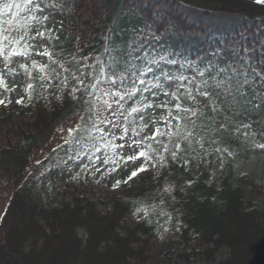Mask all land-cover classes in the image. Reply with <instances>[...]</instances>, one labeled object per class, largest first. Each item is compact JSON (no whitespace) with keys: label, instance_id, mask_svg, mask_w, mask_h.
<instances>
[{"label":"trees","instance_id":"1","mask_svg":"<svg viewBox=\"0 0 264 264\" xmlns=\"http://www.w3.org/2000/svg\"><path fill=\"white\" fill-rule=\"evenodd\" d=\"M86 1L90 2L88 8L93 9L96 15L95 0H45L46 3L72 10L69 13L71 21L73 14L75 18L79 17L77 11ZM177 1L204 9L238 12L251 19L264 16V4L249 0H166L169 9L166 13L171 20L182 17L173 11ZM11 2L12 0H0V7ZM16 2L20 3L21 0ZM119 2L122 3V0H117ZM133 5L134 2L128 4L135 11L133 16L120 12L114 20L106 18L99 26L90 25L89 20H82L80 23L87 24L86 28H90L91 33L87 29H81L80 23L71 22L73 31L80 30L76 39L78 49L74 55H70L72 40L62 38L53 29L52 38L49 39L51 47L48 50L53 56L47 63L43 64L38 57L33 56L39 50L38 45L29 48L28 57H19L20 62L27 65L29 84L33 85L32 89L28 88L26 100L30 106L35 104V113L33 121L29 122L33 132L0 148V177L7 175L14 182L0 218V264H146L150 240L159 237L167 227L170 234H180L184 240L190 239L192 232L195 233L198 244L204 248L193 249L192 252L207 260L214 259L220 249L227 247V256L216 264H264V206L252 203L244 185L236 180L232 171L233 166L244 163L259 152L257 146L264 144V83L260 80L251 87L245 85L243 96L237 97L235 101L238 113L235 119L250 123L253 135L243 137L237 133L226 142L208 148L209 154L206 157L198 149L185 157L191 162L183 167L170 159L166 161L167 167H149L148 171L141 173L133 181L121 184L120 191L110 196V208L106 211L100 210L93 198L79 195L83 193L79 189L66 191L70 200L44 203L40 199L39 184L45 166L29 168L34 146L64 118L77 114L86 118L89 106L84 100L92 99L83 89L76 92L77 99H73L70 93L78 86L77 81L64 69L71 67L75 72L77 67H81L84 72H88L90 69L87 66L96 64L93 58L97 57L106 67L111 65L120 75L136 72L137 68L144 67L138 58L141 54L135 56L131 49L137 44V36H156L163 28L159 20L160 12L152 11L150 0L140 1L138 6ZM29 16V12H17L13 8L11 12L0 16V20H11L12 24H6L5 27L16 29L13 35L19 36L33 24ZM107 23L110 26L103 36ZM247 30L253 32V29ZM31 34L34 35V32ZM56 35L59 36V41L54 38ZM213 42L220 43V37H214ZM28 43L37 44L31 40ZM262 49L264 50V46ZM167 51V47L159 52L151 48L147 52L148 59H159L161 55L172 58ZM11 59L6 61L10 63ZM172 59L181 60V54ZM56 60H60L64 66L61 71L54 63ZM33 61L36 63L35 67ZM231 62L236 63L234 59ZM250 62L258 66V71L264 68V62ZM191 63L196 73L192 74L196 83L206 79L211 83L208 72L214 73V69L206 67L208 64L205 63ZM116 64L120 67L116 68ZM40 65L46 66L41 70ZM219 66L221 65L217 67ZM98 67L99 65L92 69L94 75H98ZM201 71L205 75L200 76ZM57 73L60 75L57 76ZM76 75L79 76L80 73L77 72ZM159 75L160 72H156V76ZM146 79L150 83L157 82L152 73ZM92 82L94 81L90 79L85 80L86 84ZM159 82L165 84L163 79ZM109 84L110 81L99 87L104 88ZM172 90L174 89L165 88V91ZM44 91L46 97L43 96ZM149 99L154 98L149 96ZM157 99L163 97L159 96ZM131 107L139 105L133 104L131 100L124 102L125 114L129 119L136 115L131 113ZM88 123L91 125V121ZM144 134H147V130H144ZM135 135V132L130 133L131 137ZM73 147L79 151V145L64 144L60 152L66 157H78L72 151ZM216 147L221 150L227 148L232 155L223 151L217 153L214 151ZM85 151L91 155L92 150L86 148ZM101 153L118 159L111 150ZM80 155H84L83 152ZM84 161H90L87 155ZM200 163L204 166L199 171ZM213 163L223 169V180L219 184L209 178ZM109 166L116 168L112 176L114 183L115 180L126 179L132 168L130 162L127 166L123 163L117 166L110 161ZM136 210L143 211L142 218L131 225L126 224L128 215Z\"/></svg>","mask_w":264,"mask_h":264},{"label":"rangeland","instance_id":"2","mask_svg":"<svg viewBox=\"0 0 264 264\" xmlns=\"http://www.w3.org/2000/svg\"><path fill=\"white\" fill-rule=\"evenodd\" d=\"M96 15L93 9L88 8V1L82 4L77 11L78 18L70 14L72 10H66L58 5L49 4L46 10L49 15V21L45 22L56 30L62 38H70L72 40V49L70 55H74L78 49L76 39L80 30L73 31L71 22L80 23L82 20H89L90 25L99 26L106 18L114 20L120 12H125L133 16L134 10H131L128 4L138 6L143 0H95ZM148 1V0H144ZM153 12H160V23L163 24L161 32L156 36L147 37L139 34L137 36V44L131 47L135 56L148 52L151 48L158 52L165 50L167 47L168 54L172 58L180 53L182 59L177 60V64H168L160 62L159 68H164L173 76L188 77L189 81L193 78L192 74H196L192 61L196 63H205L208 65H223L231 62L233 59L238 62L241 58L247 57L256 64L264 62V16L258 19L248 18L246 15L238 12H226L221 10H211L200 8L196 5L187 4L177 1L173 8L176 14L182 17L171 21L166 11L169 12L166 0H150ZM167 8V9H166ZM74 10V9H73ZM183 22V23H182ZM157 23H159L157 21ZM184 25V27H183ZM69 26V27H68ZM81 29H87L91 33L90 28H86L87 24L80 23ZM110 23L106 24V29L102 33L103 36L108 31ZM256 26V27H255ZM247 29H253L249 32ZM249 33H248V32ZM220 37V43L213 42L214 37ZM47 38V36H46ZM39 50L33 53L45 64L52 57H43L38 55L41 51H48L51 47L49 39L47 45L44 40L37 38L35 41ZM165 56V55H163ZM156 60L158 58H155ZM27 60V59H26ZM151 60V59H150ZM19 57H13L8 63L3 57H0V74H3L4 82L7 89L0 85V99L11 103L0 105V148L6 147L8 143H14L19 137H23L32 131L29 122L34 119L35 104L30 106L26 100L28 92L29 77L27 71L20 67ZM55 64L58 70H62L60 60H56ZM158 72V71H157ZM163 79V77H161ZM168 85L169 81L163 79ZM186 87L194 86L189 84ZM62 87L59 88V92ZM8 89H11L9 91ZM24 96L23 104H17L16 100ZM46 97V91L43 92ZM262 98V97H259ZM170 99V97H169ZM48 100V98H47ZM49 103V102H48ZM151 110H149L150 112ZM159 114V113H157ZM108 116L109 113H104ZM148 113L145 115L147 119ZM81 114L70 116L61 120L55 127L42 136L40 143L34 146L29 161V168L37 166H45L41 174L39 184L40 199L44 203L60 202L63 199L70 200L67 190L79 189L83 193L81 196L87 195L98 203V207L102 211L110 208V196L120 191V187H114L112 176L115 171H111L110 161L103 163L105 153H96L95 157L86 162L85 155H80L76 159H69L61 154L60 148L64 146L65 140L72 139V133L68 130L79 127ZM111 127L110 125L105 126ZM33 132V131H32ZM43 135V134H42ZM128 138L126 137L125 140ZM117 143H125L117 139ZM259 152L253 154L244 163L240 162L232 167L236 180L240 181L245 189L247 197L252 200L255 206H264V148L257 146ZM121 154H124L121 152ZM128 154H131L130 152ZM72 156V155H71ZM107 156V155H106ZM139 163V162H137ZM133 167L132 162H130ZM87 166V167H85ZM203 164H199V171L202 170ZM99 169L96 171L95 169ZM209 178L215 180L218 184L223 180L222 168L214 163L210 170ZM14 187L13 180L7 175L0 177V218L4 212L7 200L10 197ZM73 196V193H69ZM143 211L136 210L130 213L126 219V224L131 225L142 218ZM196 234L191 233L190 239L184 240L180 234L172 235L167 227L165 231L156 238L150 240L148 245V259L146 264H216L217 261L224 259L228 254V248L223 247L216 254L214 259L207 260L202 255L194 254L192 250H203L204 246L199 245L195 238Z\"/></svg>","mask_w":264,"mask_h":264},{"label":"snow or ice","instance_id":"3","mask_svg":"<svg viewBox=\"0 0 264 264\" xmlns=\"http://www.w3.org/2000/svg\"><path fill=\"white\" fill-rule=\"evenodd\" d=\"M256 2L264 4V0H256ZM49 7L45 0H21L20 3L12 0L11 3L0 7V16L15 8L17 12L22 10L29 12V19L33 21L24 34L17 36L13 35L16 29L5 27L6 24H12L11 20H0V57L5 60L13 57H28L29 48L37 46V44L28 43L29 40L37 41L39 38L47 45V40L51 39L53 34V28L45 23L49 21L46 11ZM33 32L34 35L31 34ZM46 33H48L47 38ZM54 38L59 41L58 35ZM38 55L50 58L53 53L41 51ZM138 58L144 67L137 68L136 72H130L127 75L118 74L111 65L106 67L97 57L93 58L96 64L87 66L90 69L88 72H84L81 67H77L75 72L71 67L64 69L72 76V79L77 81L78 86L74 87L70 93L73 99H77L75 93L81 89L92 97L91 100H84V103L89 106L87 117L81 116V125L68 130L73 135L72 139H66L65 143L79 145V151L75 147L72 151L76 152L77 156L83 152L89 160L94 156L96 159H101L95 154L111 150L118 159L109 155L102 160L103 163L111 161L117 166L120 163L127 166L128 162H132L133 167L127 174V178L115 180L114 187L119 188L121 184H128L141 173L148 171L149 167H167L168 159L180 163L183 167L191 162L185 157L198 149L202 150L206 157L209 154L208 148L226 142L237 133L243 137L254 134L250 131L252 127L250 123L235 119L238 115L235 110V101L237 97L243 96L245 85L251 87L257 80L264 83V68L258 71V66L244 57L236 63L227 62L219 67L206 66L214 69V73L208 72L211 83L207 79L196 83L195 77L189 81L188 77L173 76L170 72L159 68L160 62L177 64L176 59L161 55L158 60H149L146 51ZM97 65H99L98 75H94L92 69H96ZM33 66H36L35 61ZM45 66L40 65L41 70ZM20 67L27 71L26 64L21 63ZM115 67L119 68L120 65L116 64ZM157 71L160 72L159 76H156ZM77 72L80 73L79 76L76 75ZM149 73L155 76L156 83H150L146 79ZM59 75L57 73V76ZM199 75L203 76L205 73L201 71ZM161 77L169 81V84L159 82ZM86 79L94 82L86 84ZM108 81H110L109 86L99 87ZM188 84L193 85L194 90L193 87H185ZM0 85L7 89L3 74H0ZM166 87L174 90L165 91ZM28 88L32 89L33 85L28 84ZM8 90L11 91V89ZM149 96L154 99H149ZM159 96L163 99H157ZM24 100L25 97L20 96L16 103L23 104ZM128 100L139 105V107H131V113L136 114L131 119L124 110V102ZM7 103H11V100L6 102L0 99V105L6 106ZM148 110L151 111L148 112ZM145 112H148L147 119ZM104 113L109 115L106 116ZM107 125L111 127L106 128ZM144 130H147V134H144ZM131 132L136 133L135 137L130 136ZM126 137L127 140H125ZM117 139L125 143H117ZM259 147L264 148V144H260ZM86 148L92 150L91 155L85 151ZM214 151L221 153L228 152V149L221 150L216 147ZM121 152L124 154L121 155ZM129 152L131 154H128ZM228 154L232 155L231 152ZM76 158V156L69 157V159ZM95 170L99 171L98 168ZM111 171H116V168L114 167Z\"/></svg>","mask_w":264,"mask_h":264},{"label":"bare ground","instance_id":"4","mask_svg":"<svg viewBox=\"0 0 264 264\" xmlns=\"http://www.w3.org/2000/svg\"><path fill=\"white\" fill-rule=\"evenodd\" d=\"M249 1H252V0H249ZM172 21V20H171ZM173 23H175V21H172ZM248 32V31H247Z\"/></svg>","mask_w":264,"mask_h":264},{"label":"water","instance_id":"5","mask_svg":"<svg viewBox=\"0 0 264 264\" xmlns=\"http://www.w3.org/2000/svg\"><path fill=\"white\" fill-rule=\"evenodd\" d=\"M253 2H256V0H252Z\"/></svg>","mask_w":264,"mask_h":264}]
</instances>
